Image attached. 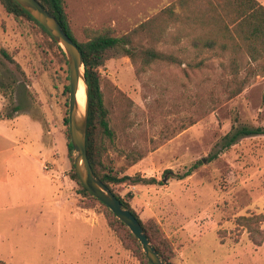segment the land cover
<instances>
[{
	"label": "rangeland",
	"instance_id": "1",
	"mask_svg": "<svg viewBox=\"0 0 264 264\" xmlns=\"http://www.w3.org/2000/svg\"><path fill=\"white\" fill-rule=\"evenodd\" d=\"M65 1L72 32L85 42L93 31L122 37L177 0ZM198 5L187 10L190 17L201 13ZM156 25L160 31L165 22ZM163 37L156 43L145 32L133 45L185 64L159 61L138 75L129 57H115L100 68L116 131L106 162L119 177L161 181L167 170L174 176L162 185L111 187L144 223H154L171 249L170 264H264V221L251 236L239 222L264 216V135L242 136L226 148L238 129H264V76L231 98L225 54L202 53L174 25ZM62 51L0 2V264H146L72 179Z\"/></svg>",
	"mask_w": 264,
	"mask_h": 264
},
{
	"label": "trees",
	"instance_id": "2",
	"mask_svg": "<svg viewBox=\"0 0 264 264\" xmlns=\"http://www.w3.org/2000/svg\"><path fill=\"white\" fill-rule=\"evenodd\" d=\"M37 1L56 17L83 54L85 75L90 91L87 152L94 173L117 196L125 208L134 214L159 254L170 263L171 257L169 254L171 249L167 242L161 238L160 232L154 223H144L129 203L113 191L111 185L127 183L130 185H162L164 181L171 178L170 175L174 176V174L171 170L165 171V179L161 181L154 177L146 178L140 175L119 177L115 174L114 167L106 162L107 145L113 143L116 139V131L110 124L109 115L111 113L107 108L102 89L100 68L110 58L115 57H129L136 65L138 75L144 73L148 67L159 61L185 64V61H178L177 57L158 52L154 47L140 51L133 45L134 36L145 32H152L155 36V42L160 43L163 41V34L168 30V27L174 25L176 31L178 33L185 32V37L191 39V44L201 50L202 53L219 50L221 54L226 55L227 66L225 72L227 75L225 76L230 77V80L226 84L225 94L231 98L237 97L243 93L256 76H264V5L258 0H201V2H195L199 0H177L162 10L158 16L142 23L122 37H114L108 31H93V35L87 41L79 42L72 32L65 0ZM0 2L7 13L18 18L24 17L32 20L57 44L50 33L15 0H0ZM194 3L199 4L198 6L202 10L201 13L190 17L187 10L194 8ZM177 9L180 10V13L176 12ZM157 21L163 24L165 22L164 28L160 31H154ZM178 40H182L180 36L176 37L174 42L176 43ZM60 50L62 49L60 48ZM5 56L10 58L8 55ZM139 60L142 62L141 68L137 64ZM202 64L203 62L197 64L187 63V66L195 68L202 66ZM69 90L70 86L67 87V91ZM120 94L125 97L121 92ZM128 102L130 103L129 100ZM14 110L18 111L19 109L16 107ZM66 124L69 125L68 120H66ZM68 131V147L70 155H72L70 130ZM258 135H264V129L246 127L238 129L226 144V148L235 144L242 136ZM193 168L197 169L198 166L195 165ZM191 174L190 170L185 176L189 177ZM72 179L80 185L83 195L92 198L104 207L109 226L114 231L119 232L126 248L132 250L134 255L145 261L146 264H151L143 253L140 242L129 228L82 185L76 173L75 165H73ZM261 221H264V216L261 215L239 218L240 224L248 228L250 236L251 232L254 231V226ZM251 240L253 239L251 238Z\"/></svg>",
	"mask_w": 264,
	"mask_h": 264
},
{
	"label": "water",
	"instance_id": "3",
	"mask_svg": "<svg viewBox=\"0 0 264 264\" xmlns=\"http://www.w3.org/2000/svg\"><path fill=\"white\" fill-rule=\"evenodd\" d=\"M52 36L63 50L69 65L70 99L68 123L70 140L75 152V170L82 185L117 219L122 221L138 239L146 258L151 264H170L154 247L139 220L117 198V196L96 176L87 152V131L90 109V91L85 75L83 54L78 45L65 32L54 15L46 10L37 0H15ZM81 83L85 89V107L81 109L77 94Z\"/></svg>",
	"mask_w": 264,
	"mask_h": 264
},
{
	"label": "bare ground",
	"instance_id": "4",
	"mask_svg": "<svg viewBox=\"0 0 264 264\" xmlns=\"http://www.w3.org/2000/svg\"><path fill=\"white\" fill-rule=\"evenodd\" d=\"M78 103L81 107V109H84L85 107V89L84 85L81 83L78 94H77Z\"/></svg>",
	"mask_w": 264,
	"mask_h": 264
}]
</instances>
